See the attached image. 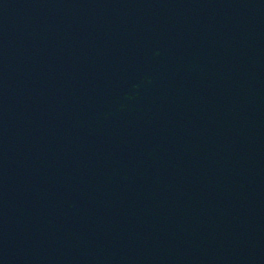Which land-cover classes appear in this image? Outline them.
Listing matches in <instances>:
<instances>
[{
    "label": "water",
    "instance_id": "water-1",
    "mask_svg": "<svg viewBox=\"0 0 264 264\" xmlns=\"http://www.w3.org/2000/svg\"><path fill=\"white\" fill-rule=\"evenodd\" d=\"M0 264H264V0H0Z\"/></svg>",
    "mask_w": 264,
    "mask_h": 264
}]
</instances>
